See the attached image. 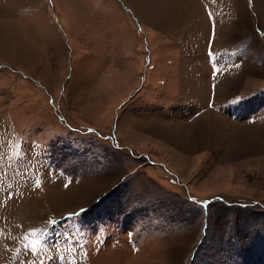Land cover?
<instances>
[{
	"label": "rangeland",
	"instance_id": "374dc122",
	"mask_svg": "<svg viewBox=\"0 0 264 264\" xmlns=\"http://www.w3.org/2000/svg\"><path fill=\"white\" fill-rule=\"evenodd\" d=\"M0 264H264V0H0Z\"/></svg>",
	"mask_w": 264,
	"mask_h": 264
}]
</instances>
